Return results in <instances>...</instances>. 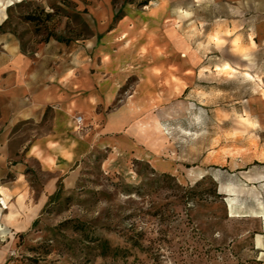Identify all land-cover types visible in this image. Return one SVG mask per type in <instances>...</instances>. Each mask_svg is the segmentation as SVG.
<instances>
[{"label":"rangeland","instance_id":"rangeland-1","mask_svg":"<svg viewBox=\"0 0 264 264\" xmlns=\"http://www.w3.org/2000/svg\"><path fill=\"white\" fill-rule=\"evenodd\" d=\"M161 1L149 25L174 15L168 24L197 54H175L187 87L143 106L131 96L145 76L133 70L112 109L136 135V118L163 114V132L142 135L134 153L88 157L76 186L58 187L25 230L11 235L2 220L0 264H264V41L254 30L263 0H0V32L24 50L55 40L85 52L91 11L106 6L110 28L97 45L125 66L137 47H124L131 24L120 20ZM103 241L121 252L102 256Z\"/></svg>","mask_w":264,"mask_h":264},{"label":"crops","instance_id":"crops-1","mask_svg":"<svg viewBox=\"0 0 264 264\" xmlns=\"http://www.w3.org/2000/svg\"><path fill=\"white\" fill-rule=\"evenodd\" d=\"M111 11H91L97 22L85 52L55 40L24 50L13 33L0 32V196L9 205L0 211L11 213L10 221L2 220L14 233L32 224L58 187L76 186L88 157L143 147L142 135L123 130L126 123L112 109L131 73L97 45V32L110 28ZM256 11L255 35L264 41V0ZM161 77L151 75L141 85V105L155 101Z\"/></svg>","mask_w":264,"mask_h":264},{"label":"bare ground","instance_id":"bare-ground-1","mask_svg":"<svg viewBox=\"0 0 264 264\" xmlns=\"http://www.w3.org/2000/svg\"><path fill=\"white\" fill-rule=\"evenodd\" d=\"M166 5L167 1H161L144 14L138 13L139 17H137L135 13L125 16L122 21L124 23H130L131 25L128 24L125 29L121 30L120 34L121 39L126 42L124 47H137L136 55L131 59V62L123 66V68L128 72L133 70L142 72L145 76L143 83L146 82L151 75H160L163 77L158 85L161 89L164 87L165 91L160 89L154 96L155 100L164 99L165 96L163 92H166L167 99L179 96L185 85L189 82L188 78L182 77L178 72L180 70V63L175 62V54L179 53L184 62L190 59L194 62L197 57L188 39L179 35L176 28L168 24L170 21L164 22L161 29L149 25L150 20L156 22V20L160 19L161 13L165 10ZM139 59L143 60H141L139 64H136V61ZM187 70L191 71L192 69ZM141 88L142 90H136L134 95L131 96L133 99H135V95L137 97L142 91H146L144 86H141ZM134 105V100H131V106L129 107L131 112L137 109ZM175 111V107H168L169 114H174ZM162 115L151 114L147 118H136L134 126L144 137H148L149 133L161 134L163 132L160 121ZM196 177H202V172L196 174ZM3 201L5 204L4 208H8V203L5 200ZM11 217V213L3 214L0 211L1 232H6V229L2 228V219L5 218L10 221ZM13 234L14 231L11 232V235Z\"/></svg>","mask_w":264,"mask_h":264},{"label":"trees","instance_id":"trees-1","mask_svg":"<svg viewBox=\"0 0 264 264\" xmlns=\"http://www.w3.org/2000/svg\"><path fill=\"white\" fill-rule=\"evenodd\" d=\"M101 246L102 256L112 255L116 257L122 249L119 247H111L107 242L103 241L99 243Z\"/></svg>","mask_w":264,"mask_h":264},{"label":"built area","instance_id":"built-area-1","mask_svg":"<svg viewBox=\"0 0 264 264\" xmlns=\"http://www.w3.org/2000/svg\"><path fill=\"white\" fill-rule=\"evenodd\" d=\"M81 119H82L81 116H77V121H78V122H80ZM0 206H1L2 208L5 207L4 201H3V199H2L1 196H0Z\"/></svg>","mask_w":264,"mask_h":264}]
</instances>
